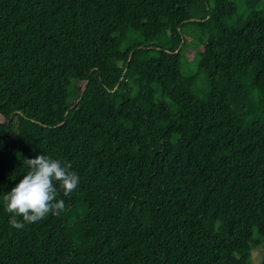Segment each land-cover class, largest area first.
<instances>
[{"label":"trees","instance_id":"trees-1","mask_svg":"<svg viewBox=\"0 0 264 264\" xmlns=\"http://www.w3.org/2000/svg\"><path fill=\"white\" fill-rule=\"evenodd\" d=\"M0 119V264H253L264 246V0H0ZM42 154L80 183L17 230L3 197Z\"/></svg>","mask_w":264,"mask_h":264},{"label":"clouds","instance_id":"clouds-1","mask_svg":"<svg viewBox=\"0 0 264 264\" xmlns=\"http://www.w3.org/2000/svg\"><path fill=\"white\" fill-rule=\"evenodd\" d=\"M23 163L26 174L3 197L4 210L10 215L8 222L17 230L49 214L59 216L67 208L65 200L58 198L60 193L70 197L80 183L68 161L42 154Z\"/></svg>","mask_w":264,"mask_h":264},{"label":"rangeland","instance_id":"rangeland-1","mask_svg":"<svg viewBox=\"0 0 264 264\" xmlns=\"http://www.w3.org/2000/svg\"><path fill=\"white\" fill-rule=\"evenodd\" d=\"M200 47L201 46L197 43L195 39H190L187 41L185 45H183V47L181 48V52H180V72L182 74L186 75L187 72L190 71V69H193L191 67L190 61L194 53L198 49H200ZM76 84L77 82L74 79L63 76L56 81V84L53 87V92L58 97L62 98L66 96L68 92L70 91V89ZM193 89L196 91H201L203 93L205 92V89H206L205 88V77L203 75L199 76L197 80L194 82ZM0 121L2 122V119H0ZM13 128L15 130H21V125L18 124V122L14 120ZM263 251H264V246L262 244L254 247L251 250L250 256H251V262L253 264H257L260 262Z\"/></svg>","mask_w":264,"mask_h":264},{"label":"water","instance_id":"water-1","mask_svg":"<svg viewBox=\"0 0 264 264\" xmlns=\"http://www.w3.org/2000/svg\"><path fill=\"white\" fill-rule=\"evenodd\" d=\"M78 99H79V98H78ZM78 99H77V100H78Z\"/></svg>","mask_w":264,"mask_h":264}]
</instances>
